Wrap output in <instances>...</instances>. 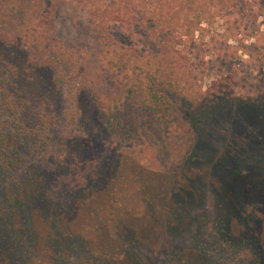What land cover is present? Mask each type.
Segmentation results:
<instances>
[{"label":"rangeland","instance_id":"1","mask_svg":"<svg viewBox=\"0 0 264 264\" xmlns=\"http://www.w3.org/2000/svg\"><path fill=\"white\" fill-rule=\"evenodd\" d=\"M202 3L204 31L185 35ZM9 6L0 23L26 22V0ZM97 7L127 14L107 39ZM165 10L179 19L168 35L153 21ZM41 14L71 83L0 34V264H264V0H44ZM168 72L233 89L185 127L174 88L157 112L114 98L119 79Z\"/></svg>","mask_w":264,"mask_h":264},{"label":"trees","instance_id":"2","mask_svg":"<svg viewBox=\"0 0 264 264\" xmlns=\"http://www.w3.org/2000/svg\"><path fill=\"white\" fill-rule=\"evenodd\" d=\"M16 1L23 2L24 0H0V8L6 7L8 9L10 8L9 4H14ZM209 1L212 2L213 0ZM26 6H29L30 10L26 22H22L21 18H15L14 16L7 17L6 15V17H2L4 21L2 20L3 22L0 23V34H14L21 37L24 46L30 52V61L33 64H38L54 70L53 82L57 86H62L66 82H68V84L71 83L69 82L71 75V55L64 49L65 47L62 46L60 41H54L51 36L52 22L49 16L41 14L44 10V0H26ZM208 13L207 3L197 4L193 15L188 20L189 22H185V35L194 36L197 31H204V28H201V24ZM14 15L17 14L14 13ZM89 15L95 35L102 38L105 36L106 39L108 37L107 28L111 22H121L127 19V14L123 12L116 10L107 11L101 9V7L92 8ZM153 21L154 24L158 25L161 31L167 35L172 33L174 31V26L179 23V19L176 20V15L170 14L169 10H165L163 17H158ZM178 54L179 53H177V55ZM165 55H169L168 52ZM178 57L183 58L180 54ZM171 59L172 58L165 59L164 57L163 62H169ZM179 83H181V81L169 72L163 74L162 77L146 74L143 80H138L131 84H126L124 80L119 79L115 86L116 95L114 98L122 101L123 99L130 100L134 97L145 110L157 112L156 106L160 98L167 96L164 92L175 93V90H178V99L184 106L180 118L185 127L188 123V113L191 109L200 107L202 103H207L205 99L210 92L214 94L213 96L223 98L233 89L232 87L227 88L229 84L228 81L221 83L213 82L212 85H210L212 88H209L206 92L202 91L200 87L195 89L190 86L181 87L182 85ZM93 99L96 101L99 108L107 111L111 110V102L103 101V99L99 100L98 95L95 94ZM3 139L4 134L0 130V145H2ZM223 233L224 231H221V235H224ZM223 238L224 237H222V239ZM255 259L259 264V255L257 256L255 254Z\"/></svg>","mask_w":264,"mask_h":264}]
</instances>
